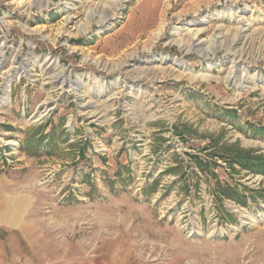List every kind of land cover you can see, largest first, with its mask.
Wrapping results in <instances>:
<instances>
[{"label": "rangeland", "instance_id": "374dc122", "mask_svg": "<svg viewBox=\"0 0 264 264\" xmlns=\"http://www.w3.org/2000/svg\"><path fill=\"white\" fill-rule=\"evenodd\" d=\"M235 151L264 161V0H0V213L55 264H264Z\"/></svg>", "mask_w": 264, "mask_h": 264}, {"label": "crops", "instance_id": "0c3cea01", "mask_svg": "<svg viewBox=\"0 0 264 264\" xmlns=\"http://www.w3.org/2000/svg\"><path fill=\"white\" fill-rule=\"evenodd\" d=\"M0 213V264H55V253L43 250L39 235L24 228L20 221L8 223ZM11 236L18 240V246L11 247ZM36 242V247L32 246Z\"/></svg>", "mask_w": 264, "mask_h": 264}, {"label": "trees", "instance_id": "16d2710c", "mask_svg": "<svg viewBox=\"0 0 264 264\" xmlns=\"http://www.w3.org/2000/svg\"><path fill=\"white\" fill-rule=\"evenodd\" d=\"M238 152L239 151H235V153H234L235 157H234V159H232L233 161L238 160V162H239L242 160L241 166H244L245 169L254 168L255 170H258L259 172L264 173V161H263L262 157H260L259 155H253V154L248 153V152H246L244 155H241ZM236 157L238 159H236ZM194 159H195L197 167L199 168L200 171H204L211 164L210 162L202 160L199 157H194ZM218 193L221 196H224L228 199L235 201L236 203L240 204L241 206L246 205V201L244 200V197L239 195L234 187H229V186H225L224 188L219 187ZM227 216L229 218H231V220H235L232 214L227 213Z\"/></svg>", "mask_w": 264, "mask_h": 264}]
</instances>
